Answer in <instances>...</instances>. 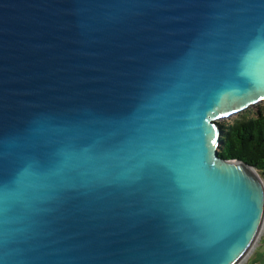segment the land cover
<instances>
[{
    "label": "water",
    "instance_id": "95a60500",
    "mask_svg": "<svg viewBox=\"0 0 264 264\" xmlns=\"http://www.w3.org/2000/svg\"><path fill=\"white\" fill-rule=\"evenodd\" d=\"M261 96L264 0H0V264H245Z\"/></svg>",
    "mask_w": 264,
    "mask_h": 264
},
{
    "label": "trees",
    "instance_id": "16d2710c",
    "mask_svg": "<svg viewBox=\"0 0 264 264\" xmlns=\"http://www.w3.org/2000/svg\"><path fill=\"white\" fill-rule=\"evenodd\" d=\"M222 127L218 154L225 159H238L264 173V112L251 117L240 115ZM264 242V229L261 236Z\"/></svg>",
    "mask_w": 264,
    "mask_h": 264
},
{
    "label": "rangeland",
    "instance_id": "374dc122",
    "mask_svg": "<svg viewBox=\"0 0 264 264\" xmlns=\"http://www.w3.org/2000/svg\"><path fill=\"white\" fill-rule=\"evenodd\" d=\"M257 110H261L262 112H264V101L260 102L256 105L250 106V107L246 108L245 110H243L242 112H240L236 115L230 116V117L225 118V119H221L218 122L219 123H229L232 120L239 118L240 115H244L246 117H251L255 114V112ZM249 256L250 257H248L249 258L248 264H254V263L259 264L262 262L264 263V242L261 241V236H260V239H259L256 247L254 248L252 254ZM245 264H246V262H245Z\"/></svg>",
    "mask_w": 264,
    "mask_h": 264
},
{
    "label": "snow or ice",
    "instance_id": "6c2138e0",
    "mask_svg": "<svg viewBox=\"0 0 264 264\" xmlns=\"http://www.w3.org/2000/svg\"><path fill=\"white\" fill-rule=\"evenodd\" d=\"M260 99H264V96H261ZM213 144L216 143L215 139L212 141Z\"/></svg>",
    "mask_w": 264,
    "mask_h": 264
},
{
    "label": "crops",
    "instance_id": "0c3cea01",
    "mask_svg": "<svg viewBox=\"0 0 264 264\" xmlns=\"http://www.w3.org/2000/svg\"><path fill=\"white\" fill-rule=\"evenodd\" d=\"M253 252V251H252ZM252 254V253H251ZM250 254V255H251ZM250 257V256H249ZM248 262H249V258L247 259V261H246V264H248ZM255 264V263H254ZM259 264H264L263 262L262 263H259Z\"/></svg>",
    "mask_w": 264,
    "mask_h": 264
}]
</instances>
